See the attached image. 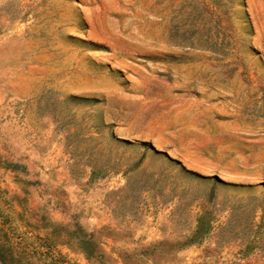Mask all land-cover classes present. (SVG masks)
<instances>
[{
    "label": "rangeland",
    "instance_id": "1",
    "mask_svg": "<svg viewBox=\"0 0 264 264\" xmlns=\"http://www.w3.org/2000/svg\"><path fill=\"white\" fill-rule=\"evenodd\" d=\"M0 227L39 264H264V0H0Z\"/></svg>",
    "mask_w": 264,
    "mask_h": 264
},
{
    "label": "trees",
    "instance_id": "2",
    "mask_svg": "<svg viewBox=\"0 0 264 264\" xmlns=\"http://www.w3.org/2000/svg\"><path fill=\"white\" fill-rule=\"evenodd\" d=\"M28 254L24 249H20L18 244L11 242L5 230L0 227V262L2 264H39Z\"/></svg>",
    "mask_w": 264,
    "mask_h": 264
}]
</instances>
